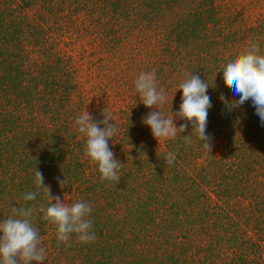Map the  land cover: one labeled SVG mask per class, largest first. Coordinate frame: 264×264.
<instances>
[{
	"label": "trees",
	"instance_id": "1",
	"mask_svg": "<svg viewBox=\"0 0 264 264\" xmlns=\"http://www.w3.org/2000/svg\"><path fill=\"white\" fill-rule=\"evenodd\" d=\"M76 40L89 47L74 50ZM249 42L264 54V0H0V220L34 210L42 264H264V126L251 100L229 111L219 98L239 99L222 70ZM153 70L165 117L187 74L210 85L211 152L190 123L160 142L142 123L157 109L135 80ZM104 108L118 183L101 180L75 124L86 111L103 120ZM36 170L52 196L90 205L93 242L58 241Z\"/></svg>",
	"mask_w": 264,
	"mask_h": 264
},
{
	"label": "clouds",
	"instance_id": "2",
	"mask_svg": "<svg viewBox=\"0 0 264 264\" xmlns=\"http://www.w3.org/2000/svg\"><path fill=\"white\" fill-rule=\"evenodd\" d=\"M223 79L225 84L232 89L233 96L239 99L230 100L223 94L220 100L229 111L251 100L256 109V115L264 126V54H261L260 46L256 42L249 44L223 67ZM209 84L202 80L198 74H187L186 78L179 83L177 89L182 90L179 111L171 117H165L157 106L167 103V96L163 89H157L156 74L141 72L135 80V89L139 93L140 102L150 109L142 118V123L150 126L154 138L161 140L175 139L178 132L182 133L192 126V132L197 135L203 147L212 151L210 136L206 134L207 117L209 109L213 107L210 96L207 94ZM103 120L94 121L86 111L77 116L75 124L78 132L84 134L86 143L84 154L90 162L97 165L101 174V180H120L118 170L122 163L115 158L113 150L109 147V140L116 134L117 127L112 112L106 108L103 110ZM175 119L185 120L188 123H174ZM114 121V123H110ZM103 125V127H100ZM185 140L190 142L189 136ZM165 162L173 164L176 154H165ZM60 187H66V179L58 180ZM35 184L37 188L44 187L50 197L48 207H41L43 219L56 226L58 241L68 242L70 235L75 233L81 242H93L95 234L90 230L93 222L89 219L92 211L89 204L75 202L66 204L59 196H52L49 187L44 185L43 174L36 170ZM36 193L25 194V201L35 200ZM32 208L12 207L11 215L0 220V264H42L46 258L45 249L41 246L39 231L32 224Z\"/></svg>",
	"mask_w": 264,
	"mask_h": 264
},
{
	"label": "rangeland",
	"instance_id": "3",
	"mask_svg": "<svg viewBox=\"0 0 264 264\" xmlns=\"http://www.w3.org/2000/svg\"><path fill=\"white\" fill-rule=\"evenodd\" d=\"M67 40H70V38H67ZM70 47L78 51V50H82L83 48H86L89 46L87 45V42H82V41L77 42L76 40L75 42H73V44L70 45Z\"/></svg>",
	"mask_w": 264,
	"mask_h": 264
}]
</instances>
